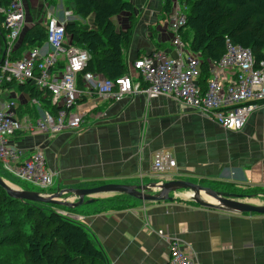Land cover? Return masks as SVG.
I'll list each match as a JSON object with an SVG mask.
<instances>
[{
	"label": "crops",
	"instance_id": "obj_1",
	"mask_svg": "<svg viewBox=\"0 0 264 264\" xmlns=\"http://www.w3.org/2000/svg\"><path fill=\"white\" fill-rule=\"evenodd\" d=\"M24 1L21 35L35 23L46 24L51 15L65 20L64 12L73 11L71 0ZM164 1L134 0V11L114 17L118 28L133 29L124 53L128 64L155 49L175 57ZM177 2L173 0L172 8ZM79 19L73 13L70 20ZM6 42V32L0 26V61ZM20 86L0 85V97L16 101L17 117L35 119L39 105L34 102L32 85L26 89ZM26 105L35 108L34 115L27 112ZM19 107H24L22 115ZM78 109L85 116L77 130L65 129L57 135L20 131L9 137L23 150L22 160L37 148L43 151L46 168L55 175L51 191L93 187L97 182L158 181L165 177L154 176L152 156L156 150L169 151L176 160L168 175L173 179L264 188V103L239 131L227 130L164 95L149 100L140 93L116 100L88 94L79 101ZM116 197L99 196L94 203L65 211L87 227L110 264H168V237L178 239L199 264H264V215L210 209L181 199L143 202L132 198L124 206Z\"/></svg>",
	"mask_w": 264,
	"mask_h": 264
},
{
	"label": "built area",
	"instance_id": "obj_2",
	"mask_svg": "<svg viewBox=\"0 0 264 264\" xmlns=\"http://www.w3.org/2000/svg\"><path fill=\"white\" fill-rule=\"evenodd\" d=\"M73 13L66 10L65 20L51 15L47 22L46 42L25 53L21 59H12L24 27L25 1L2 0L0 4L7 39L0 65V85L29 81L37 90L50 91L52 103L60 108L52 113L34 99L39 105L38 117L19 118L16 101L0 97V169L10 179H15L17 183L12 179L11 182L20 187H23L22 181L41 188L51 187L55 175L46 168L41 149H35L28 159L22 160L23 150L11 143L9 137L20 131L57 135L65 129H79L85 116L78 109L79 101L88 94L116 100L140 93H144L149 100L169 96L185 108L195 110L232 131L241 130L248 117L264 103V58L256 68L252 51L233 44L229 39L225 53L218 60L205 61L193 53L180 32L187 22L185 6L180 0L168 14V25L174 34L172 46L175 57L155 49L131 62L127 72L116 79H107L92 72L84 73L83 88H80L79 75L85 70L90 54L77 46H67L65 24ZM61 61L65 63L64 68L58 70ZM204 68L209 74L205 85L200 80ZM176 164L171 152H153L154 176L167 177ZM60 212L67 215L65 211ZM158 233L164 235L162 230ZM166 239L170 250L168 264H199L194 255L183 250L178 239Z\"/></svg>",
	"mask_w": 264,
	"mask_h": 264
},
{
	"label": "trees",
	"instance_id": "obj_3",
	"mask_svg": "<svg viewBox=\"0 0 264 264\" xmlns=\"http://www.w3.org/2000/svg\"><path fill=\"white\" fill-rule=\"evenodd\" d=\"M71 2L73 12L80 19L65 24L67 46H77L90 54L85 70L79 75V87L83 88V75L86 72L107 79L124 75L129 66L124 53L131 44L133 29L118 28L114 17L124 11H134V0ZM180 3L185 6L187 15V22L180 32L193 53L205 61L218 60L225 53L229 39L233 44L249 48L255 57V67L260 66L264 58V0H180ZM172 5L173 0H165L163 10L169 14ZM3 22L4 16L0 14V26L4 30ZM47 37V23H35L21 35L11 58H23L25 53L42 46ZM64 64L61 61L57 69H63ZM208 78V70L204 68L201 83L205 85ZM15 84L13 81L2 86ZM29 85L32 84L28 81L20 88L26 89ZM30 90L43 108L52 113L60 109L52 103L50 91L37 90L34 85ZM26 107L28 113L35 114L34 107ZM19 113H24V107H19ZM0 174L12 181L1 169ZM198 183L232 193L264 196V191L248 192L250 187L236 183L207 179ZM116 196L122 199L124 206L126 201L132 199L129 196ZM60 210L73 212L75 209L15 199L0 187V264H110L105 251L90 237L87 227Z\"/></svg>",
	"mask_w": 264,
	"mask_h": 264
},
{
	"label": "water",
	"instance_id": "obj_4",
	"mask_svg": "<svg viewBox=\"0 0 264 264\" xmlns=\"http://www.w3.org/2000/svg\"><path fill=\"white\" fill-rule=\"evenodd\" d=\"M4 57V56H3ZM3 58L0 61V65ZM0 187L15 199L48 203L76 209L94 203L99 196L122 195L143 202H167L178 199L195 205L238 214L264 215V203L250 201L256 195L217 190L185 179L158 180L149 183H106L93 187H66L42 192L20 187L0 174Z\"/></svg>",
	"mask_w": 264,
	"mask_h": 264
},
{
	"label": "rangeland",
	"instance_id": "obj_5",
	"mask_svg": "<svg viewBox=\"0 0 264 264\" xmlns=\"http://www.w3.org/2000/svg\"><path fill=\"white\" fill-rule=\"evenodd\" d=\"M162 179L171 180L173 178H171V175H170L168 177L160 178L158 180H162ZM12 180L16 181L15 179H12ZM194 181H196L198 183V182L201 181V179H197V180H194ZM207 181H209V180L207 179ZM22 182L23 183H21V186L28 187V188H31V189L36 190V191L37 190H45V192H51V190H52L51 189L52 187L51 188L50 187H48V188H41V187L35 186L34 184L29 183V182H24V181H22ZM236 185H239V184H236ZM249 190H257L258 192H262V191H264V188H251V189H248L247 191L249 192ZM249 200L250 201H253V202L264 203V196L263 197L262 196H254L253 198H250ZM246 214H248V213H246Z\"/></svg>",
	"mask_w": 264,
	"mask_h": 264
}]
</instances>
